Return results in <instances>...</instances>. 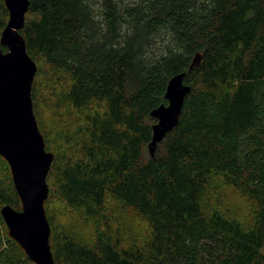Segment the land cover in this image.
<instances>
[{"label": "trees", "instance_id": "16d2710c", "mask_svg": "<svg viewBox=\"0 0 264 264\" xmlns=\"http://www.w3.org/2000/svg\"><path fill=\"white\" fill-rule=\"evenodd\" d=\"M29 1L20 33L54 155L44 206L55 264H264V0ZM9 16L0 0L4 52ZM40 66L73 119L55 148L36 110ZM182 73L191 91L152 157L151 114ZM0 162V264H35L1 215L22 202ZM218 178L249 203L247 220L208 196ZM112 203L146 235L126 238ZM63 210L79 220L60 223Z\"/></svg>", "mask_w": 264, "mask_h": 264}, {"label": "water", "instance_id": "95a60500", "mask_svg": "<svg viewBox=\"0 0 264 264\" xmlns=\"http://www.w3.org/2000/svg\"><path fill=\"white\" fill-rule=\"evenodd\" d=\"M9 21L2 33L0 47V156L9 164L22 210L9 205L1 209L9 235L20 244L35 264H55L50 246L51 227L44 203L49 196L47 176L54 155L47 151L45 139L34 113L32 89L37 64L29 55L20 31L25 25L29 0H5ZM197 55L191 68L197 66ZM185 73L173 77L165 99L152 112L153 127L149 151L152 157L159 143L179 123L186 96L191 88L184 84Z\"/></svg>", "mask_w": 264, "mask_h": 264}, {"label": "rangeland", "instance_id": "374dc122", "mask_svg": "<svg viewBox=\"0 0 264 264\" xmlns=\"http://www.w3.org/2000/svg\"><path fill=\"white\" fill-rule=\"evenodd\" d=\"M42 72L37 80L36 89V110L39 114L41 127L43 128L49 142L55 148L59 143L64 142L62 134L72 128V116L66 104L54 94L53 80L44 66H40ZM47 72V73H44ZM0 170L6 171V165L0 162ZM208 196H213V201L219 200L220 204L228 211L238 216L241 219L247 220L251 214L249 203L239 194L229 189L221 179H217L211 187ZM217 203V202H216ZM213 206L214 202H212ZM210 205V207H211ZM58 208L59 204L56 205ZM217 206V205H216ZM111 208H115L116 219L119 227L125 230L126 238H141L146 235L147 229L145 225L137 219L132 213L128 212L121 206H116L112 203ZM60 223L68 225L71 220H79V213L76 211L63 210L59 215ZM90 238V232L88 231Z\"/></svg>", "mask_w": 264, "mask_h": 264}]
</instances>
